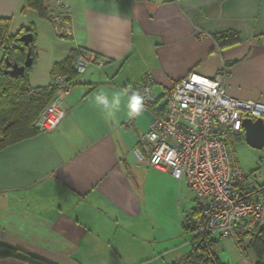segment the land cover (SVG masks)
Returning <instances> with one entry per match:
<instances>
[{
	"label": "crops",
	"instance_id": "1",
	"mask_svg": "<svg viewBox=\"0 0 264 264\" xmlns=\"http://www.w3.org/2000/svg\"><path fill=\"white\" fill-rule=\"evenodd\" d=\"M61 1L63 20L47 3L49 18L41 19L25 0H0L8 37L35 31L29 87L51 86L56 67L69 59L68 70L85 52L107 62L74 76L56 131L0 149V244L49 264H188L198 207L183 182L147 166L140 140L163 96L191 73L224 72L230 97L264 104V0ZM147 79L158 104L129 116L132 88ZM117 93L119 108L108 117L95 97L111 104ZM242 142L244 133L233 148ZM260 151L248 181L264 201ZM209 237L220 263L256 264L251 235Z\"/></svg>",
	"mask_w": 264,
	"mask_h": 264
},
{
	"label": "built area",
	"instance_id": "2",
	"mask_svg": "<svg viewBox=\"0 0 264 264\" xmlns=\"http://www.w3.org/2000/svg\"><path fill=\"white\" fill-rule=\"evenodd\" d=\"M52 3L54 15L63 20L66 5L61 0ZM13 47L8 45L9 50ZM106 62L85 52L74 60L73 75L54 74V96L35 119V130L56 131L68 114L74 76L89 65L102 68ZM224 75L209 78L191 73L177 82L163 96L162 110L154 114L140 140L147 166L183 182L193 195L198 207L192 224L195 237L216 234L220 240L233 238L238 229L254 235L264 228V201L252 192L233 148L244 119H264V104L230 97ZM152 82L147 79L132 88V95H140L146 110L158 104Z\"/></svg>",
	"mask_w": 264,
	"mask_h": 264
},
{
	"label": "trees",
	"instance_id": "3",
	"mask_svg": "<svg viewBox=\"0 0 264 264\" xmlns=\"http://www.w3.org/2000/svg\"><path fill=\"white\" fill-rule=\"evenodd\" d=\"M25 7L37 12L41 19H48L49 8L46 0H25ZM24 12V10H22ZM9 19H0V44L4 46V59L0 61V149L4 146L28 139L38 132L33 124L42 109L54 96L52 86L42 89H31L28 85V73L36 58L35 52V31L33 27L22 28L16 35L8 37ZM30 34L29 44L31 67L25 69L24 76L11 78L6 71L9 69L6 60L11 64L23 65L27 49L21 42V37ZM19 45L9 50L8 45ZM70 64L67 59L63 65ZM57 66L59 74L73 75L72 67L62 70V66ZM243 139V133L239 139ZM264 190V186H261ZM197 244L184 260L188 264H222L213 253L215 241L211 240L209 234L196 237ZM238 243L241 244L240 240ZM249 247L255 254L256 264H264V228L251 235ZM14 258L29 264H49L27 255L19 250L0 244V259ZM174 264H180L179 262Z\"/></svg>",
	"mask_w": 264,
	"mask_h": 264
},
{
	"label": "water",
	"instance_id": "4",
	"mask_svg": "<svg viewBox=\"0 0 264 264\" xmlns=\"http://www.w3.org/2000/svg\"><path fill=\"white\" fill-rule=\"evenodd\" d=\"M20 40L27 49L26 58L21 66L16 63L11 64L6 60L7 66L9 67L6 74L11 78L23 77L25 69L32 65V59L30 58L29 52V44L32 40L31 35L26 34L22 36ZM242 129L244 133V142L248 147L258 151L264 148V119H244L242 121Z\"/></svg>",
	"mask_w": 264,
	"mask_h": 264
},
{
	"label": "rangeland",
	"instance_id": "5",
	"mask_svg": "<svg viewBox=\"0 0 264 264\" xmlns=\"http://www.w3.org/2000/svg\"><path fill=\"white\" fill-rule=\"evenodd\" d=\"M53 1L54 0H46V3L49 7H52ZM9 45H11V44H9ZM234 149H235L234 150L235 157L237 159L239 167L245 173H247V175L249 177H251V175H252L251 169L254 168L256 161L258 162L259 161L258 159L263 155L261 153L262 151L251 149L244 142L235 144ZM261 174L263 176L264 172L261 171ZM259 179H261V178H259Z\"/></svg>",
	"mask_w": 264,
	"mask_h": 264
},
{
	"label": "clouds",
	"instance_id": "6",
	"mask_svg": "<svg viewBox=\"0 0 264 264\" xmlns=\"http://www.w3.org/2000/svg\"><path fill=\"white\" fill-rule=\"evenodd\" d=\"M95 100L98 104L103 105L105 109H108L107 116L112 117L114 115V112L112 109L118 110L119 108V93H117L111 104L109 103L108 99L106 96L103 94L97 95L95 97ZM143 109V103H142V98L138 93H133V95L130 98L129 102V116L135 117L139 116L142 112Z\"/></svg>",
	"mask_w": 264,
	"mask_h": 264
}]
</instances>
